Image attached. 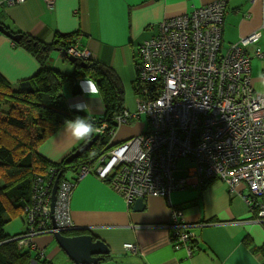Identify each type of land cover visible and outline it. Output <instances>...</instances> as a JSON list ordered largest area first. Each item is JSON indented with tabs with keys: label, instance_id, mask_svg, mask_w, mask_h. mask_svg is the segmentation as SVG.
<instances>
[{
	"label": "built area",
	"instance_id": "2783aa9c",
	"mask_svg": "<svg viewBox=\"0 0 264 264\" xmlns=\"http://www.w3.org/2000/svg\"><path fill=\"white\" fill-rule=\"evenodd\" d=\"M23 1L5 0L7 5ZM225 9V1L216 0L159 22L157 34L139 46L136 112L124 110L115 119L117 129L144 114L147 131L80 166L74 181L58 182L52 207L55 170L49 169L47 183L38 177L33 206L26 212L28 229L14 238L18 248L37 251V236L74 229L69 200L76 183L87 175L106 182L128 205L148 196L167 198L207 180H219L229 191L243 185L242 199L252 221L264 224V88L255 93L250 76V56L264 58L260 48L250 49L264 39V17L259 31L223 51ZM65 53L89 58L77 40ZM96 129L102 134L106 124ZM115 132H109L110 140ZM181 159L191 163L185 178L174 175ZM165 228L172 230L173 248H184L190 256L194 236L180 209L172 208ZM125 248L137 251L133 244Z\"/></svg>",
	"mask_w": 264,
	"mask_h": 264
},
{
	"label": "crops",
	"instance_id": "0c3cea01",
	"mask_svg": "<svg viewBox=\"0 0 264 264\" xmlns=\"http://www.w3.org/2000/svg\"><path fill=\"white\" fill-rule=\"evenodd\" d=\"M213 1L216 0H53L48 5L45 0H24L0 7V23L11 33L40 37L46 42H51L56 33H78V48L88 52L92 60L111 68L129 95L131 90L134 93L139 46L157 34L159 22L190 13ZM223 1L226 4L221 40L224 51L242 37L260 30L264 0ZM255 47L264 51V39L250 49ZM60 53L53 54L49 63L52 68L69 74L73 65ZM251 59L252 56L250 64ZM39 68L33 56L0 33V75L8 83L31 78ZM62 94L71 111L77 112L70 105L84 100L88 102L87 112L78 113L94 121L103 117L100 96H72L68 85H63ZM145 129L146 124L140 118L135 119L130 126L116 129L111 141L125 140ZM82 142L64 136L61 127L37 152L50 162H59ZM182 160L186 159L176 162L177 178H185L191 165L188 161L187 167L178 166ZM72 178L71 173L68 179ZM209 183L204 189L202 184L189 186L172 192L167 198L148 196L143 199V209L134 212L133 204L128 205L107 183L87 175L71 193L69 214L75 230L65 232V236L91 235L101 240L109 253L99 264H264V257L257 251L264 247V224L252 221L242 199L245 186L229 191L219 180ZM172 208L181 210L194 236L190 256L186 249L175 250L171 244L172 230L165 225L171 220ZM21 221L26 230V215ZM8 224L4 227L6 235H19L8 229ZM34 242L37 251L19 248L37 259L31 264H74L53 235H39ZM126 244L135 245L136 253L127 250Z\"/></svg>",
	"mask_w": 264,
	"mask_h": 264
},
{
	"label": "trees",
	"instance_id": "16d2710c",
	"mask_svg": "<svg viewBox=\"0 0 264 264\" xmlns=\"http://www.w3.org/2000/svg\"><path fill=\"white\" fill-rule=\"evenodd\" d=\"M4 6L5 0H0V7ZM21 35L19 42H13L14 46L33 56L40 68L31 78L16 84L8 83L0 75V264H31L37 260L29 251L18 248L14 238L20 234L9 237L4 227L11 219L25 216L27 209L33 206V187L38 177L46 179L47 183L49 169H53L58 182L74 181L78 168L107 152L110 148L108 144H118L131 138L119 142L110 140L109 132L115 131L117 127L115 119L125 110L123 87L111 68L90 57L86 60L77 59L69 74L51 67L49 60L52 55L65 52L76 42L78 33H56L51 42L40 37ZM80 62H85V65H80ZM84 78L94 80L101 90L103 117L98 121L71 111L64 102L63 85L69 86L72 96H78L81 94L79 80ZM135 89L134 81V93ZM76 116H85L95 128L105 123L106 129L99 135L95 132L90 139L78 145L77 148L97 136L89 150L69 163L66 162L67 157L77 148L59 162L43 158L37 152L40 145L53 136L66 119ZM147 127L146 119V129L142 133L147 131ZM68 171L73 174L72 179L66 177ZM209 182L202 184L201 188L204 189ZM257 251L264 257V247Z\"/></svg>",
	"mask_w": 264,
	"mask_h": 264
},
{
	"label": "water",
	"instance_id": "95a60500",
	"mask_svg": "<svg viewBox=\"0 0 264 264\" xmlns=\"http://www.w3.org/2000/svg\"><path fill=\"white\" fill-rule=\"evenodd\" d=\"M0 33L15 43L19 42L22 38L21 34L11 33L1 23H0ZM60 54L63 58H65L71 64H74L77 60L76 58L68 56L65 52H61ZM80 65H85V62H80ZM96 139H97V136L93 137L91 140L87 141L81 147L73 151L67 157L66 162L67 163L71 162L73 159L77 158L83 152L89 150ZM116 144H111L109 145V147H112ZM57 183H58V178L54 181L53 187H52L51 207L53 206V201L55 199ZM143 207H144L143 199H138L133 202L132 210L134 212H139L143 209ZM52 235L55 238L56 242L58 243V246L65 252L68 258L74 264H99L100 262L104 260V257L108 255L109 253L106 245L101 240H98L92 237L91 235H80V236H74V237H67L65 236V231L56 232Z\"/></svg>",
	"mask_w": 264,
	"mask_h": 264
},
{
	"label": "clouds",
	"instance_id": "9594fccd",
	"mask_svg": "<svg viewBox=\"0 0 264 264\" xmlns=\"http://www.w3.org/2000/svg\"><path fill=\"white\" fill-rule=\"evenodd\" d=\"M79 87L83 96L88 98H98L101 90L97 83L90 79L84 78L79 80ZM70 108L77 112H87L88 102L79 100L70 105ZM97 131L95 125L85 118V116H76L74 119H66L62 125V134L75 142L86 141Z\"/></svg>",
	"mask_w": 264,
	"mask_h": 264
},
{
	"label": "rangeland",
	"instance_id": "374dc122",
	"mask_svg": "<svg viewBox=\"0 0 264 264\" xmlns=\"http://www.w3.org/2000/svg\"><path fill=\"white\" fill-rule=\"evenodd\" d=\"M242 38H244V37H242ZM12 44H13V41H12ZM250 54H252L251 50H250ZM60 61H64L63 58H60ZM64 64H67V63L65 62ZM250 66H251L252 86L254 88V91H255V93H262L263 92V88H264V58L263 59H256L255 57H252ZM70 67L72 68V66H70ZM56 69H59V68H56ZM71 72H72V70L70 72H68V73H71ZM128 93L129 92H126V94H125V92H124V108L128 109L129 113H135L136 112V95H134L135 93H133L132 90H131V93L129 95H127ZM139 118L142 120L143 123L146 124V117H145L144 114H141ZM134 122H135V120L132 123H130V124L121 125V126H119V128L123 127V126H130ZM119 128H117V129H119ZM135 136H137V135H135ZM132 137H134V136H132ZM180 165L182 167H187L189 165V162H188V160H182V161L178 162V166H180ZM70 175H71V172L68 171L66 173V177L68 178ZM8 225L9 226H7V228L10 229L13 232L16 231V233L21 234V233H23L25 231V225L21 221L20 217L11 219V221L9 222Z\"/></svg>",
	"mask_w": 264,
	"mask_h": 264
}]
</instances>
